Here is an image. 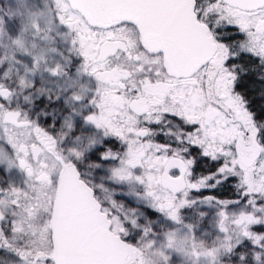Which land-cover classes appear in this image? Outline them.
<instances>
[{
	"label": "snow or ice",
	"instance_id": "1",
	"mask_svg": "<svg viewBox=\"0 0 264 264\" xmlns=\"http://www.w3.org/2000/svg\"><path fill=\"white\" fill-rule=\"evenodd\" d=\"M0 176V264H264V0H0Z\"/></svg>",
	"mask_w": 264,
	"mask_h": 264
},
{
	"label": "trees",
	"instance_id": "2",
	"mask_svg": "<svg viewBox=\"0 0 264 264\" xmlns=\"http://www.w3.org/2000/svg\"><path fill=\"white\" fill-rule=\"evenodd\" d=\"M209 195H215L221 199H231L234 198V185L232 183H227L223 187H218L209 192Z\"/></svg>",
	"mask_w": 264,
	"mask_h": 264
},
{
	"label": "flooded vegetation",
	"instance_id": "3",
	"mask_svg": "<svg viewBox=\"0 0 264 264\" xmlns=\"http://www.w3.org/2000/svg\"><path fill=\"white\" fill-rule=\"evenodd\" d=\"M161 141H163V137H158ZM211 162L202 163L199 168L197 169L196 175L199 176L200 174H207L209 171H212ZM4 180L3 176H0V182Z\"/></svg>",
	"mask_w": 264,
	"mask_h": 264
},
{
	"label": "rangeland",
	"instance_id": "4",
	"mask_svg": "<svg viewBox=\"0 0 264 264\" xmlns=\"http://www.w3.org/2000/svg\"><path fill=\"white\" fill-rule=\"evenodd\" d=\"M211 190H213V189L204 190V191H203V194H204V195H209V192H210ZM196 195L199 196L200 194L197 193ZM122 202H124V201L122 200ZM210 225H211V219L209 218L208 221L203 225V227L205 228V230H207V229L210 227ZM174 259H175V258H174Z\"/></svg>",
	"mask_w": 264,
	"mask_h": 264
}]
</instances>
